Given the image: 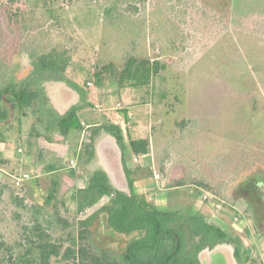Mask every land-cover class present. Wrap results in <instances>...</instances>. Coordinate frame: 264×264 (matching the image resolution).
<instances>
[{
	"label": "rangeland",
	"instance_id": "obj_1",
	"mask_svg": "<svg viewBox=\"0 0 264 264\" xmlns=\"http://www.w3.org/2000/svg\"><path fill=\"white\" fill-rule=\"evenodd\" d=\"M163 2L168 0H146L137 13L123 10V18L111 22L104 18L106 2L66 6L60 28L63 36L57 41L70 48L72 60L64 80L43 81L41 87L48 100L59 108L66 99L58 89L64 86L73 92L96 89L108 92L105 100L97 101L99 108L95 111L100 113L112 111L117 101L123 108L112 111L115 115L124 113L122 109L129 104H132L129 110L144 109L143 120H149L150 124L149 132L146 129L144 132L150 139L154 160L164 168V171L159 168L163 177H168V171L173 173L174 181L188 175L184 185L170 186L174 181L165 182L164 196L151 191L150 198L155 200L150 201L163 210L201 213L237 240L239 259L235 258L231 245L218 244L197 254L199 264H264V225L257 229L251 218L256 201L235 191L237 176L231 172L229 162L218 167L224 156L243 149L247 143L251 152L264 154V15H243L236 25L238 32L223 33V27L207 20L202 9L194 7L190 0H169V6H174L165 10L161 6ZM165 17H183V29H192L195 19H201L194 30L183 31L177 24L182 31L175 36L177 43L181 41L178 53L164 50L163 27L158 22L166 20ZM252 30L259 34H250ZM128 54L164 58L167 66L145 87H129L128 81L119 84L118 67ZM17 62L15 72L20 74L29 61L22 57ZM108 63L110 68L104 70ZM97 71L102 73L98 82L91 77ZM87 82L91 88L85 86ZM40 131L44 129L35 124L27 108L16 109L0 124V159L4 160L0 162V182L12 185L13 175L27 172L31 179L24 184L36 185L35 193L42 198L47 192L41 188L47 187L49 181L40 184L35 167L23 162L33 157L32 140L36 141L34 135ZM70 131L69 135L75 133L74 129ZM106 150L108 156L102 155V161L115 172L112 164L115 150L112 147ZM148 159L140 155V163L148 164ZM198 170L213 179V190L198 184ZM206 191L215 198L203 200ZM71 195L63 194L68 217L76 215ZM258 196L261 197L260 192ZM217 202L220 208L215 207ZM235 215L238 222H233ZM8 224L6 218H0V232Z\"/></svg>",
	"mask_w": 264,
	"mask_h": 264
},
{
	"label": "trees",
	"instance_id": "obj_2",
	"mask_svg": "<svg viewBox=\"0 0 264 264\" xmlns=\"http://www.w3.org/2000/svg\"><path fill=\"white\" fill-rule=\"evenodd\" d=\"M145 1L0 0V124L16 109L27 108L35 124L45 131L56 130L65 136L71 129L81 128L79 109L74 107L63 116H57L47 106L41 87L43 81L64 80L72 60L70 48L57 41L63 36L60 31L63 10L77 2L84 6L106 2L104 18L111 22L123 18V10L137 13ZM190 1L194 7L202 9L207 20L223 27V33L238 32L240 29L236 25L243 15H264V0ZM169 5V0L161 3L164 10L174 6ZM182 18H173L175 21L167 17L166 20L159 19L165 52H179L181 41L177 43L175 36L182 31H179L178 23L186 31L194 30L201 21L197 18L192 29H183ZM215 23L212 25L221 29ZM253 33L259 34L257 30L250 34ZM22 57H26L29 64L19 74L15 72L16 64ZM166 66L164 58L128 54L118 67L117 83L128 81L129 87H145ZM109 68L110 63L103 67L104 70ZM101 74V71L93 72L91 77L98 82ZM100 131L110 133L123 148L119 125L101 123L92 126L82 141L80 164H86L93 157L94 138ZM129 146L134 154L146 155L150 140L130 139ZM226 161L237 176L238 184L233 186L235 191L256 201L251 218L258 229L264 225V204L258 196L257 186L259 179L264 181V154L256 150L251 152L247 143L243 149L224 156L218 167L222 163L226 166ZM0 162L4 160L0 159ZM187 180L188 175L170 186L184 185ZM212 181L206 173L199 171L197 182L200 186L213 190ZM53 185L46 196L39 198L35 193L36 185L23 182L15 186L13 181L12 185L0 182V207L3 205L0 218L9 222L0 232V264H199L197 254L218 244L231 245L235 258H240L237 240L201 213L159 209L146 193H135L131 185L129 192L115 191L103 171L93 172L87 186L78 188L71 195L76 204V215L71 217L66 215L62 188L59 189L55 182ZM98 204V208L83 217ZM103 229L111 230L121 238L114 240Z\"/></svg>",
	"mask_w": 264,
	"mask_h": 264
},
{
	"label": "crops",
	"instance_id": "obj_3",
	"mask_svg": "<svg viewBox=\"0 0 264 264\" xmlns=\"http://www.w3.org/2000/svg\"><path fill=\"white\" fill-rule=\"evenodd\" d=\"M85 86L88 88L92 87V85ZM58 91L66 99L62 108H59L58 106L55 107V105L48 100L44 92L47 106L57 116H63L71 108H78V118L80 120L81 128L74 129L75 133L73 135H69L70 131L67 135L63 136L56 130L50 132L44 130L34 135L36 141L35 139L32 140L33 148L31 150L33 157L28 161L23 162L27 165H31V167H35V177L39 179L40 184H42L43 180L49 181V185L47 187L42 186V190H46L48 194L55 182L60 185L65 197L66 194L71 195V193L78 188L86 187L89 176L93 172L103 171L107 175L108 183L115 191L129 192L131 185V188L135 193H146L150 200L151 198L155 200L153 197L150 198L151 191H155L160 197L164 196L165 193H163V191L166 190L164 188L165 182L168 183L176 179L170 171H168L167 178L163 177V173L160 172L159 168L163 171L164 168L158 161L156 163L154 160L151 146L146 154V157L149 158L148 164L140 163L141 154H134L131 151V153L128 152V150H131L129 146L130 139H149L148 134L146 135L144 132V129L149 132L150 128L149 120L148 122L143 120L146 113L144 109L138 107L132 111L128 109V106H132V104H129L122 109L124 113L121 111V115H115L112 112L117 111L116 106L112 107L113 110L108 113H100L99 110H95L98 108L97 101L105 100L107 96H109L108 92H104L105 90L96 89L82 93V91L73 92L71 89L63 86L60 87ZM71 92L72 95L70 97L72 98L69 99ZM94 112H99V114L97 115ZM147 114L150 116V111H148ZM101 123H114L120 126L123 135V148H120L115 138L110 133L100 131L94 138L93 157L86 164L82 165L79 161L84 135L87 129L92 126L100 125ZM106 147H112V149L114 148L115 150V160L112 163L115 172H113L112 168H109L102 161V155L108 156L109 153V149L106 150ZM136 156L139 159L137 162L134 161V157ZM71 160L74 161V166L70 165ZM156 170L161 173L160 180H155L154 178L153 173ZM70 201L74 203L72 198ZM99 206V204L94 206V208L91 211H87L83 217L89 215ZM103 232L109 234L114 240L121 238V235L116 234L111 230L103 229Z\"/></svg>",
	"mask_w": 264,
	"mask_h": 264
},
{
	"label": "built area",
	"instance_id": "obj_4",
	"mask_svg": "<svg viewBox=\"0 0 264 264\" xmlns=\"http://www.w3.org/2000/svg\"><path fill=\"white\" fill-rule=\"evenodd\" d=\"M87 84L88 85H91V83L90 82H87ZM99 108V107H98ZM121 108H123V105H122V103H120V102H118L117 104H116V109H121ZM19 152H21V148H18L17 149ZM143 157L144 156H146V155H143V154H141ZM139 159H138V157L136 156V157H134V161H138ZM74 161L73 160H71L70 161V165L71 166H74ZM153 175H154V178H155V180H160L161 179V173L159 172V171H154V173H153ZM31 179V175L29 174V173H27V172H23V173H20V174H18V175H13L12 176V181H13V183H14V185L15 186H20L23 182H25V181H28V180H30ZM111 196H114L113 194H111ZM215 197H214V195L213 194H211L210 192H205V193H203V195H202V199L203 200H213ZM220 203H215V207L216 208H220ZM233 222H238L239 221V217L237 216V215H235L234 217H233Z\"/></svg>",
	"mask_w": 264,
	"mask_h": 264
},
{
	"label": "water",
	"instance_id": "obj_5",
	"mask_svg": "<svg viewBox=\"0 0 264 264\" xmlns=\"http://www.w3.org/2000/svg\"><path fill=\"white\" fill-rule=\"evenodd\" d=\"M257 186H258L259 192L261 193V200L263 202L264 200V181L262 179H259L257 182Z\"/></svg>",
	"mask_w": 264,
	"mask_h": 264
}]
</instances>
